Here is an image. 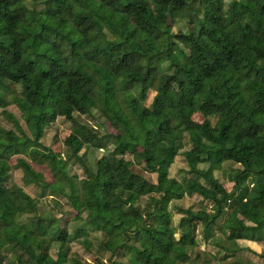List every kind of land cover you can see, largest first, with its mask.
I'll return each mask as SVG.
<instances>
[{
  "label": "trees",
  "instance_id": "16d2710c",
  "mask_svg": "<svg viewBox=\"0 0 264 264\" xmlns=\"http://www.w3.org/2000/svg\"><path fill=\"white\" fill-rule=\"evenodd\" d=\"M225 1L0 0V88L11 92L29 133L1 110L13 128L0 126V264H63L65 243L85 235L78 228L70 236L59 217L39 215L36 199L46 196L66 198L75 218L86 212L84 223L102 233L109 253L102 264H193L198 228L223 250L218 261L233 256L236 239L264 241V0ZM189 2L191 30L173 33L168 22ZM92 108L113 134L75 119ZM56 117L71 124L62 143L81 168L76 185L67 161L39 141L40 127ZM85 145L104 150L91 167L80 153ZM178 153L191 175L183 182L168 176ZM126 155L155 180L133 171ZM223 163L237 165L229 190L213 175ZM12 169L22 186L39 189L33 198L15 186L24 212L6 192ZM193 193L209 209L179 208L174 230L168 204ZM140 197L142 209L134 204Z\"/></svg>",
  "mask_w": 264,
  "mask_h": 264
},
{
  "label": "rangeland",
  "instance_id": "374dc122",
  "mask_svg": "<svg viewBox=\"0 0 264 264\" xmlns=\"http://www.w3.org/2000/svg\"><path fill=\"white\" fill-rule=\"evenodd\" d=\"M189 3L190 4L188 5V7L183 12L179 13L174 18L173 22L171 21L168 22L171 26V31L173 33H176L179 30L182 32H188L191 30L192 18L194 15V10L192 7L195 6V3L192 2ZM227 3L228 1L226 0L225 6L227 5ZM8 86L13 92H17L19 90L17 86L14 85H8ZM0 95L3 96L7 102V104L4 107L0 106V112L1 110H5L6 112L13 115L17 119L18 123L21 125L23 131L26 134H29L21 117L19 116L20 111L16 107V104L11 102V92L4 88H0ZM152 95L153 92L151 90L148 91L147 99L144 102L145 105H149ZM73 115L78 122L94 126L97 130V133L101 136L103 134L110 135L115 132L111 128V126H109V124L101 117V115L95 108H92L90 110V114L87 115H79L77 113H74ZM192 119L195 121H201L202 116L199 113H194ZM210 122H213V118L211 117H210ZM0 126L7 129L13 128L12 123L2 113H0ZM70 130H71V124L68 121H66L63 117H56V119L53 122L43 126L42 128L40 127L39 141L42 145L52 148L53 151L55 152H59L61 157L67 161L66 172L69 175L73 176L72 178L74 179V183L76 185L79 178H83V174L81 172L80 166L76 162L72 160H68L67 148L62 143L63 138L69 133ZM103 138H105V140L109 139L108 137H103ZM183 138H184L183 149H187L189 147V144L185 134L183 135ZM103 152L104 150L102 149H93L88 145L83 146V148L80 150V153H82V156L84 157L89 167L93 165L94 160L97 157H99ZM125 158L131 162V169L133 171L140 173L150 181L155 180L154 173L150 172L149 170H145V167L143 166L141 161L132 159L129 155H126ZM11 160H13V158ZM198 166L201 168L206 167L205 164H199ZM236 168L237 165L223 163L219 169L213 171L214 177L218 179V181L224 186L226 190H229L232 187L231 177L233 173L236 171ZM185 170H186V165L184 163V160L182 156L178 153L174 156L172 163L168 167V176L173 177L180 182H183L185 179L191 177V175L186 173ZM8 173L9 176L5 183L6 192L13 199L15 205L20 207V209L18 210L24 212L25 210H23L20 205V201H19L20 199L17 198V195L14 191L15 186L20 187L25 193L29 194L33 198H37L39 189L33 185L22 186V183L20 181L21 171L19 169H12ZM44 175L46 178L49 177L47 173H44ZM193 178H195L201 183H204L201 180V178L198 177H193ZM249 181H250L249 178L245 179L243 180V183L241 182L240 185L242 184L249 185ZM146 202H147L146 197H140V199L136 201L134 204L138 208L142 209L146 207ZM36 204H37V213L39 215H43V216L55 215V217H59L60 223L66 226L70 236L71 235L73 236V232L75 229L80 228L85 231V235L79 234L78 236L74 237L72 241L65 243L66 261L63 264H74L71 258L80 262V264H102V262L108 260L109 253L104 251L100 245V241L102 240V233L100 231L93 230L89 224L84 223L86 212H82L79 215V217L75 218L74 217L75 213L70 208L66 198L61 196L55 197L54 200L50 199L48 196L43 197L41 199L38 198L36 199ZM209 207H210V203L208 201L205 200L202 201L199 198V196L194 193L191 195H184L180 199L172 200L168 204V210L171 214L172 228H174V230H177L178 219L181 216V212L179 208L187 209L191 212H197L200 210H208ZM230 210L231 209L226 206L222 216L218 219L219 222L218 226L222 223V221L228 215ZM25 213H23L20 216V218L21 221L28 222V220L32 217V215L30 214L25 215ZM218 226L214 227L216 234L215 236L219 237V239H222L219 233V229L217 228ZM174 236L175 237L178 236L177 231L174 232ZM194 237L197 244L195 245V248H191L189 252L191 256L194 255L195 250H197L199 246L201 248L202 247L205 248V246H203L204 243L202 242L200 237L199 228L197 231H195ZM209 249L212 250L213 254L209 253L206 250L202 251L198 249V260H196L195 263L193 264H197L198 262H200V264H212V262L206 260V257H204V253L207 257L210 256L214 258V255H217L219 252L217 249L213 247H210ZM256 249L258 251L261 250L259 246H257ZM56 250H57L56 245L51 244L49 250V254L51 255V257L55 258ZM241 254H242L241 260H243L245 264H257L264 262V261L262 262V258H264V252L261 256L248 252L245 253V255H243L242 252ZM239 256L240 254H236L231 258H227L219 262L214 261L213 264H226L227 262L238 260V258H240Z\"/></svg>",
  "mask_w": 264,
  "mask_h": 264
},
{
  "label": "crops",
  "instance_id": "0c3cea01",
  "mask_svg": "<svg viewBox=\"0 0 264 264\" xmlns=\"http://www.w3.org/2000/svg\"><path fill=\"white\" fill-rule=\"evenodd\" d=\"M218 228V227H217ZM215 230V229H214ZM202 240V239H201ZM202 242L204 243L203 244V246H205V248L204 247H198V249L199 250H206V251H208L209 253H211V254H213V252H212V250H210L209 248L210 247H213V248H215V249H217L218 250V254L217 255H214V258H212V257H207L206 255H205V253H204V257H206V260H209L210 262H212V264H213V262L214 261H218L217 260V258L220 256V255H222L223 254V250H221V249H219L218 247H216L215 245H213L212 243H205V241H203L202 240ZM235 250L233 251V256H235L236 254H240V258H238V260L237 261H240L241 263H243V264H245L244 263V261L243 260H241V252L243 253V255H245V253H254V254H257L258 256H261L262 254H263V252H264V241H250V240H246V239H236L235 240ZM257 246H259L260 248H261V250H257L256 249V247ZM198 249L197 250H195V251H198ZM246 250H248V251H246ZM207 255H209V254H207ZM233 256H231V257H233ZM231 257H228V258H231ZM213 260V261H212ZM264 261V258H262V262ZM219 262V261H218ZM197 264H200V262H198ZM227 264V263H226ZM257 264H264V262L263 263H257Z\"/></svg>",
  "mask_w": 264,
  "mask_h": 264
}]
</instances>
